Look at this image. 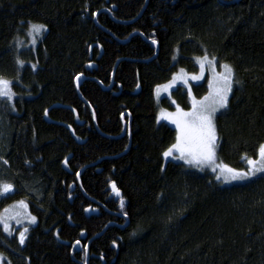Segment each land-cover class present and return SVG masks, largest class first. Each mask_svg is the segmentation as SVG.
<instances>
[{"label": "trees", "instance_id": "obj_1", "mask_svg": "<svg viewBox=\"0 0 264 264\" xmlns=\"http://www.w3.org/2000/svg\"><path fill=\"white\" fill-rule=\"evenodd\" d=\"M32 24L45 31L19 50ZM202 55L233 68L217 158L242 166L264 144V0H0V185L13 188L0 218L15 201L35 217L23 244L0 223L6 264H84L89 239L87 264H264V175L222 185L162 155L177 134L154 87ZM172 94L189 106L183 86ZM54 103L76 110L81 125L66 107L48 116L81 143L45 120Z\"/></svg>", "mask_w": 264, "mask_h": 264}, {"label": "rangeland", "instance_id": "obj_2", "mask_svg": "<svg viewBox=\"0 0 264 264\" xmlns=\"http://www.w3.org/2000/svg\"><path fill=\"white\" fill-rule=\"evenodd\" d=\"M33 25H38V24L30 25V27L26 30L25 35L17 38V48H19V50H22V49L29 47V46H31L33 49L36 47V44L42 35V34H40L42 32V30L39 33L34 32L33 28H32ZM44 31H45V26H44L43 32ZM204 57H207V59H204ZM195 62L197 65L196 70L190 71L184 67H179L168 80H166L160 84H157L154 87V98H155V100L158 104V107H159L158 120L166 122L169 125H171L172 127H174L176 129L177 135H178V130H177L176 124L172 123L171 119H168L166 117H168L170 115H174L177 112L178 108L180 110H182L183 112H186V113L193 112V110H194L193 109V100H195L197 105H199L200 103L211 104L213 101V98H214V91H215L216 87L218 86V77L220 74H223L225 72V69L222 67L223 65H228L232 69V72H231V84H232L233 68L229 63L217 62L216 58L214 56H210V55L197 56L195 58ZM181 70H183V71H181ZM193 77H196V78L193 79ZM4 80H6V79H4ZM185 81H186V83H185ZM200 83H204L207 87V90L204 93L199 95L196 93L193 86L195 84H200ZM178 85L183 86L187 90L188 101H189L188 107H184L181 100L179 98L173 96V94H172V90L174 88H176ZM189 90H191V94H189ZM229 96H230V92L228 93V97H227L228 100H229ZM163 97L168 98V103L173 105L172 108H169L165 105V102H163V100H164ZM205 97H208V100H205ZM11 98H12V96H11ZM224 109L225 108H219L214 113V119H213L214 125H215L216 116L221 111H223ZM215 128H216V126H215ZM216 136H217V132H216ZM176 142H177V140L173 144H175ZM173 144H171L169 147H171ZM217 144H218V136H217L216 149H215L216 163L217 164H226L229 167L234 168V169L241 171V172H248L249 175L247 178L232 180L229 174H227V173L221 174V171L219 168H217L216 171L214 172L212 170L213 166H209L207 164L203 165L202 167L197 166L196 164H189L184 159L178 158L180 156L179 151H174L171 156H169L167 158L164 157V158L169 159V160H173L176 162L184 163L185 165H188V166L195 168L197 170H200V171L209 170V171L214 173L216 178H217V176L220 177L218 180H219L220 184H222V185H232V184H236V183L246 182V181H248L252 178H255L257 176L264 175V172H257L255 175H252L251 170H250V166L248 165L247 160L245 161V164L242 166H233V165L228 164L222 160H219L217 158ZM249 158H253V159L258 160L259 159L258 151L254 155L250 156ZM2 195H4V194H2ZM20 202H23V203L21 204ZM32 217H34V216L28 212L27 205H26L25 201H15V202H13L10 205L5 207V209L1 213L0 223H1L2 229L7 234H12L14 232V230L17 229L15 233L20 238V233L24 232V230L27 229V227L30 224H33ZM5 225H7V230L5 228ZM0 264H6L2 255H0Z\"/></svg>", "mask_w": 264, "mask_h": 264}, {"label": "snow or ice", "instance_id": "obj_3", "mask_svg": "<svg viewBox=\"0 0 264 264\" xmlns=\"http://www.w3.org/2000/svg\"><path fill=\"white\" fill-rule=\"evenodd\" d=\"M32 28L34 32L39 33L44 29V26L33 25ZM153 43H156V41H153ZM204 59H207V57H204ZM222 67L225 69V72L218 77V86L214 91V98L211 104L200 103L197 105L195 100H193V112L186 113L178 108L174 115L166 117L176 124L178 135L176 138L177 142L165 150L162 155L167 158L174 151H179L180 156L178 158L184 159L189 164H196L201 167L207 164L213 166L212 170L214 172L219 168L221 174H229L232 180L245 179L249 175L248 172H241L226 164L216 163L215 149L217 136L213 123L214 113L219 108L227 106L228 93L231 92L232 69L228 65H223ZM195 78L193 77V79ZM189 94H191V90H189ZM0 96H8L9 98L12 96L10 82L4 80L2 77H0ZM205 100H208V97H205ZM258 157V160L245 157L252 175H255L257 172H264V144H261L258 148ZM219 178L217 176V179ZM112 187L115 189V184ZM12 190V185H0V195ZM20 203L22 204L23 202ZM32 222H35V217H32ZM5 228L7 230V225H5ZM24 232H27V229ZM24 232L20 233L21 244L24 243ZM76 243L79 244L80 242L77 241Z\"/></svg>", "mask_w": 264, "mask_h": 264}, {"label": "water", "instance_id": "obj_4", "mask_svg": "<svg viewBox=\"0 0 264 264\" xmlns=\"http://www.w3.org/2000/svg\"><path fill=\"white\" fill-rule=\"evenodd\" d=\"M96 18V13H95V15H94V19ZM153 43V42H152ZM154 44V46H155V54H156V52H157V49H158V46H157V44L156 43H153ZM96 67V65L95 64H89V65H86V68L87 69H92V68H95ZM112 76H113V72H112ZM77 77H79V79H77ZM76 77V89L78 90V88H79V84L81 83V81L83 80V74H80V75H78ZM66 107V108H69L72 112H73V114H74V120H75V123L76 124H82V121L79 119V116H78V114H77V112H76V110L74 109V108H72L71 106H68V105H61L60 103H54L53 105H51V106H49L46 110H45V113H44V118H45V120L47 121V122H51V123H56V124H60V125H63V126H65L67 129H68V131H69V133L71 134V136L74 138V140L76 141V142H78V143H81L82 142V140L74 133V130H73V128H72V126H70V125H68V124H65V123H62V122H58V121H54V120H52L51 118H49V116H48V111L51 109V108H53V107ZM69 157H70V154H68L67 155V157L63 160V162H62V166H63V168L64 169H66V170H69L68 169V165H67V162H68V159H69ZM65 161H67L66 163H65ZM78 176H79V172L77 173V179H78ZM114 183H110V185H109V189L114 193V197H115V199L116 198H119L120 196H121V193H120V191L115 187V189H113V187H112V185H113ZM73 188H74V186H73V184H72V187H71V190H73ZM117 192H118V194H117ZM84 212H85V215L88 217L89 215H91V214H97L98 213V209L97 208H91V207H86L85 208V210H84ZM85 237H86V234L84 233V232H82L81 233V235H80V239H85ZM90 240L91 239H89L88 241H87V243H86V246H85V262H84V264H87V261H88V256H89V254H88V243L90 242ZM77 241H79L80 243L79 244H77L76 242ZM77 241H75V243L73 244V249L74 250H80V248L82 247V244H81V241L80 240H77Z\"/></svg>", "mask_w": 264, "mask_h": 264}, {"label": "bare ground", "instance_id": "obj_5", "mask_svg": "<svg viewBox=\"0 0 264 264\" xmlns=\"http://www.w3.org/2000/svg\"><path fill=\"white\" fill-rule=\"evenodd\" d=\"M153 38V37H152ZM82 248V247H81ZM82 252V251H81Z\"/></svg>", "mask_w": 264, "mask_h": 264}]
</instances>
